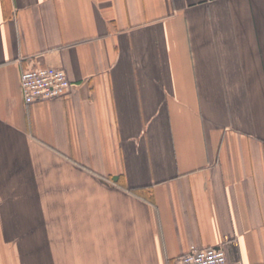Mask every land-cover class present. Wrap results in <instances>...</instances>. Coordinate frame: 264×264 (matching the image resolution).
<instances>
[{"label": "crops", "instance_id": "obj_1", "mask_svg": "<svg viewBox=\"0 0 264 264\" xmlns=\"http://www.w3.org/2000/svg\"><path fill=\"white\" fill-rule=\"evenodd\" d=\"M217 246L264 264V0H0V264Z\"/></svg>", "mask_w": 264, "mask_h": 264}, {"label": "built area", "instance_id": "obj_2", "mask_svg": "<svg viewBox=\"0 0 264 264\" xmlns=\"http://www.w3.org/2000/svg\"><path fill=\"white\" fill-rule=\"evenodd\" d=\"M71 81L63 68L33 64L21 70L20 89L23 100L32 103L64 96L71 89ZM174 264H241L228 261L222 247L193 249L174 260Z\"/></svg>", "mask_w": 264, "mask_h": 264}]
</instances>
